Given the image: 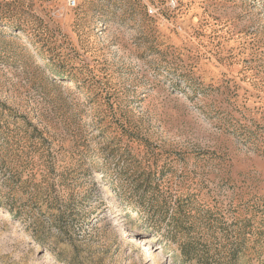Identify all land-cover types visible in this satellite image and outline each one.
Segmentation results:
<instances>
[{"label": "rangeland", "instance_id": "374dc122", "mask_svg": "<svg viewBox=\"0 0 264 264\" xmlns=\"http://www.w3.org/2000/svg\"><path fill=\"white\" fill-rule=\"evenodd\" d=\"M77 1L0 0V264H264V0Z\"/></svg>", "mask_w": 264, "mask_h": 264}, {"label": "built area", "instance_id": "2783aa9c", "mask_svg": "<svg viewBox=\"0 0 264 264\" xmlns=\"http://www.w3.org/2000/svg\"><path fill=\"white\" fill-rule=\"evenodd\" d=\"M68 1V6L69 7H76L78 5L77 0H67ZM154 12V9H151Z\"/></svg>", "mask_w": 264, "mask_h": 264}, {"label": "bare ground", "instance_id": "6f19581e", "mask_svg": "<svg viewBox=\"0 0 264 264\" xmlns=\"http://www.w3.org/2000/svg\"><path fill=\"white\" fill-rule=\"evenodd\" d=\"M131 242L133 243V244H138V242H137V240H135V239H131ZM146 251V250H145ZM149 252V251H148Z\"/></svg>", "mask_w": 264, "mask_h": 264}]
</instances>
